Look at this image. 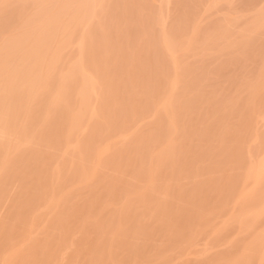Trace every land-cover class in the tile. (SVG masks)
Returning <instances> with one entry per match:
<instances>
[{"label":"rangeland","instance_id":"374dc122","mask_svg":"<svg viewBox=\"0 0 264 264\" xmlns=\"http://www.w3.org/2000/svg\"><path fill=\"white\" fill-rule=\"evenodd\" d=\"M0 63V264H264V0H0Z\"/></svg>","mask_w":264,"mask_h":264},{"label":"bare ground","instance_id":"6f19581e","mask_svg":"<svg viewBox=\"0 0 264 264\" xmlns=\"http://www.w3.org/2000/svg\"><path fill=\"white\" fill-rule=\"evenodd\" d=\"M5 61H6V60H5ZM3 63H4V62H3ZM0 64H1V63H0ZM4 65H5V64H4ZM0 66L3 67V65H0ZM261 165H263V164H261ZM258 167H259V168H258ZM258 167H253L254 170H253V168H252V170L250 169L249 171H252V172L254 171V172L256 173L257 170L259 169L258 172H259V171L262 172V169H261L262 166L258 165ZM260 167H261V168H260ZM256 168H258V169H256ZM260 169H261V170H260ZM249 171H248V172H249ZM258 172H257L256 174H255V173H252V174L258 176V175H259ZM249 174H250V172H249ZM249 174L247 173V175H249ZM260 174H261V173H260ZM255 178H257V177L255 176ZM257 179H258V178H257ZM240 196L242 197V194H239L238 198H241ZM247 197H248V196H247ZM245 198H246V197H245ZM166 227L168 228V225H167ZM166 227H165V228H166ZM167 228H166V229H167ZM169 228H170V227H169Z\"/></svg>","mask_w":264,"mask_h":264}]
</instances>
